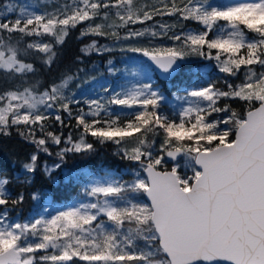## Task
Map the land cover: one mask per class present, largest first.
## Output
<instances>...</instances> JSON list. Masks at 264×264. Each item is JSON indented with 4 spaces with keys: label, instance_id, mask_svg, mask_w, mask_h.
<instances>
[{
    "label": "snow or ice",
    "instance_id": "6c2138e0",
    "mask_svg": "<svg viewBox=\"0 0 264 264\" xmlns=\"http://www.w3.org/2000/svg\"><path fill=\"white\" fill-rule=\"evenodd\" d=\"M15 7L0 12V73L13 84L0 92V135L15 127L36 150L19 174L0 173V264H264V0H55L51 11L20 7L13 21L7 14ZM156 16L177 19L129 27ZM85 22L77 39L104 37L142 58L128 57L123 68L109 59L107 73L122 82L99 84L105 95L96 99L66 94L72 75L41 90L39 79L29 80L35 60L51 68L70 31ZM45 36L48 42L25 39ZM142 37L147 45L123 44ZM156 38L172 43L153 44ZM80 51L113 49L93 39ZM191 57L214 61L225 87L200 70L205 82L178 89V107L165 105L154 74L170 81ZM228 100L245 110L221 106ZM62 113L75 120L76 138L47 130L49 120L66 126ZM107 143L134 165L130 178L115 170L69 173L67 182L80 185L74 202L51 214L38 190L30 198L48 206L20 218L24 191L13 196L6 186H30L37 168L56 183L53 173L69 154L86 158ZM41 152L56 162L40 163Z\"/></svg>",
    "mask_w": 264,
    "mask_h": 264
},
{
    "label": "trees",
    "instance_id": "16d2710c",
    "mask_svg": "<svg viewBox=\"0 0 264 264\" xmlns=\"http://www.w3.org/2000/svg\"><path fill=\"white\" fill-rule=\"evenodd\" d=\"M14 0H0V11L7 5V3H12ZM24 1V0H23ZM19 16L17 14H7V18L11 20H15ZM174 19L176 21L177 17H160L156 16L155 19ZM148 21L146 23H150ZM184 23L185 28H193L196 29L199 27L194 21H182ZM84 24L78 25L75 29L71 30L68 37L66 38L64 44L58 48V52L60 53L55 63L51 66V68L43 65L39 60H35V67L37 69V76L35 78L29 77V80L39 79L41 84V90L47 87L52 82H59V80L64 75H72L74 76V80L70 83L68 92L66 94H70V87L75 86L79 77L82 79L83 84L87 89H91L94 86V83L99 81L102 77H104L105 81H102L104 85L116 84L118 82H122V78L120 74L116 76H111L107 73L106 69L108 67L107 61L111 59L113 63L118 68H123L127 63L128 58L122 57V53L119 55V51L114 52H105V53H96L92 52L89 54H82L80 49L89 44L93 39L102 41H107V38L104 37H93V36H85L80 39L77 37L80 35V30ZM180 29H177L179 31ZM20 36L19 33L13 34V40L18 39ZM26 41L40 39L43 42H48L50 40L49 37H27ZM172 42V41H170ZM37 55H42L37 53ZM79 57V59H77ZM33 57H29V62H33ZM82 70V71H80ZM200 70L208 73V78L218 80V87H225L222 83L224 79V74L219 73L218 69L215 67L214 61H207L203 58L199 57H191L189 60L182 62V68L178 75L171 82H164L158 80L156 75L154 74V79L160 85L161 90L166 96L165 105L168 106H179L181 103L177 101L175 98V93H177L178 89H182L185 87H191L194 85H199L205 82V79L200 76ZM89 77H96V80H89ZM242 79V77H241ZM19 81V77L17 81ZM87 81V83H84ZM110 82V83H109ZM233 83H239L240 79L232 80ZM171 85V86H170ZM13 86L12 83H8L4 74L0 73V92L11 88ZM91 98L90 96L81 97V101L84 99ZM221 106L223 103H229L233 108H235L238 112H242L245 110V105L243 102L239 100H228L221 101ZM81 107H85L83 103L80 105ZM73 112L75 113L77 110V106L73 105ZM65 118V125L63 128L54 123V121L49 120L47 123L52 125L47 130L56 132L60 134L61 132L66 137L69 133H72L73 138H76L79 135V129L75 127V120H69L67 117V113H62ZM223 116L224 114H220ZM39 135V133H37ZM90 142H94L91 137H89ZM58 147H63V144L60 146H51V150L55 153L58 150ZM35 146L25 141L21 136L17 134L15 127L11 129L10 136L0 135V173L6 174L8 177H13L16 174L21 172V163L27 161L30 154L35 151ZM114 151V145L111 143H107L103 146L96 144V151L94 154L82 158L80 156H72L69 154L67 158V162L62 166L61 169L57 170L53 173V175L57 178V182H50L45 175L43 174L40 168H37L34 176L33 183L30 186L22 185L16 182L6 186L8 190L11 191L12 195L15 196L20 191H24L25 200L22 205V211L20 212V218L23 220L30 216H35L39 214V211L43 205V198L40 200H32L30 198V194L35 191H41L47 194V197L51 199V205L55 208L63 207L68 204L70 201H73L77 198V194L79 192V182L77 183H69L66 180V177L71 173L72 175H81L83 173L92 172V173H101L107 170H115L116 172L122 171L123 168H127L132 166L130 162L121 161L117 157H115L112 153ZM47 161L49 164H53L56 162V157L48 156L43 152L39 155V162L43 163ZM171 167V163L168 165ZM183 172V169L181 170ZM188 175H191L190 171H187ZM127 176H129L126 173ZM12 215H16V213H12ZM79 264V262H78Z\"/></svg>",
    "mask_w": 264,
    "mask_h": 264
},
{
    "label": "rangeland",
    "instance_id": "374dc122",
    "mask_svg": "<svg viewBox=\"0 0 264 264\" xmlns=\"http://www.w3.org/2000/svg\"><path fill=\"white\" fill-rule=\"evenodd\" d=\"M61 2H63V0H61ZM12 3H14L16 5V7H15V11L13 13H11V14H17V13H20V7H22V6H28V5H32L33 6L30 10H35L37 12H42L44 10V7L45 6H47L48 10L51 11L52 10V7L55 4V0H24V1L23 0H14ZM37 5H39V7H37ZM4 9H5V7L0 12H4ZM157 21H159V22L172 23V22H174V19H169V18L168 19H155V20L151 21L150 23H146L144 25L137 24V25H130L129 27H131L132 29L135 30V29H139L141 27L150 26V25H152L153 23H155ZM97 22H99V21H97ZM86 25H87V22L84 23L83 27H85ZM123 32H124V30H121V34L122 35H123ZM97 41L101 45L107 44L109 47H111L113 49L112 52L119 51V55L122 53L119 50L120 47L122 46V43L121 42H113L110 39H108L107 41H102V42H100L99 40H97ZM129 43L130 44H133V45H137V46L147 45L148 44V38L147 37L133 38L130 41L123 42V44H129ZM152 43L153 44H162V43L163 44H171L172 42H170L169 40H165L163 38H156V39H154L152 41ZM133 55H135L138 59H141L142 58V57L139 56V54H132V53H127V52L122 53L121 56L124 57V58H128V57H131ZM189 59L190 58H188L187 60H189ZM78 80H80V81H78L77 83H75V86L70 87V90H71V93L70 94H75V98L77 100H80L81 97H84L86 95L87 96H90L91 99H96V98H99L100 96H104L105 95V93H103L99 89V87H98L99 84H103L102 81H105L104 80V77H102L101 79H99V81L95 82L94 83V86L90 90L86 88V86L83 84V81H82V79L80 77H79ZM119 83H121V82H118V83L114 84L113 86H115V85H117ZM78 84L81 85L80 88H77L76 87V85H78ZM104 86L105 87H108V85L107 86L104 85ZM110 91H111V89H110ZM81 93H83V95H81ZM120 107L121 106H115V105L113 106V108H115V109H120ZM124 110L125 111H128V109H124ZM133 166L134 165H132L130 167H133ZM130 167L123 168L122 171H120V172L125 173V177H124L125 179L130 178L129 176L126 175V173L128 172V169ZM184 171H188V170H183V172ZM187 174H188V172H187ZM47 198H48L49 201H51V199L49 197H47ZM76 199L77 198H75L73 201H70L69 203L74 202ZM145 202H147V201L145 200ZM45 206H48V205L43 200V205H42L39 213L42 211V208L45 207ZM63 207H58V208H55V209H61ZM53 208L54 207L52 205L48 207L49 213L54 214V209Z\"/></svg>",
    "mask_w": 264,
    "mask_h": 264
},
{
    "label": "water",
    "instance_id": "95a60500",
    "mask_svg": "<svg viewBox=\"0 0 264 264\" xmlns=\"http://www.w3.org/2000/svg\"><path fill=\"white\" fill-rule=\"evenodd\" d=\"M181 68H182V63H181V65H180V68H179V71H178V73L180 72V70H181ZM178 73L176 74V75H174L172 78H171V80L169 81V80H165V79H163V78H161L160 76H159V74L157 73V74H155L156 75V77H157V79L158 80H161V81H164V82H171L177 75H178Z\"/></svg>",
    "mask_w": 264,
    "mask_h": 264
}]
</instances>
